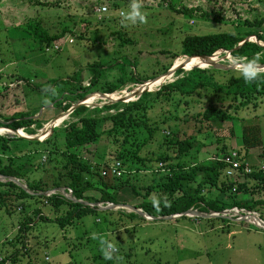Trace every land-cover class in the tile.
I'll list each match as a JSON object with an SVG mask.
<instances>
[{
    "label": "rangeland",
    "instance_id": "374dc122",
    "mask_svg": "<svg viewBox=\"0 0 264 264\" xmlns=\"http://www.w3.org/2000/svg\"><path fill=\"white\" fill-rule=\"evenodd\" d=\"M40 1L44 4L35 3L36 0L0 1V117L11 116L20 110H34L32 108L35 107V110L39 108L43 111V121L48 119L51 121L57 114L66 111L51 104L52 97L58 96L59 91L66 89L61 85L56 88L52 84L54 79H68L74 72L82 69V82L83 85H87L91 75L86 70V66L99 60L107 63L106 67H110L108 71L111 72H108L102 80V84L106 85L117 77L112 70H121L118 63L114 64L120 58L134 62L137 67L135 73L141 74L142 77L158 76L165 72L163 67L166 64L173 66L175 63L185 61L186 57L180 54L182 40L186 35L226 31L244 33L253 28L247 23H242L244 19L253 20L257 15L264 16V4L257 0L245 3L234 0H177L171 4L160 3L159 0H141L145 22L123 27L120 24V16L121 12L127 10L129 0H125L121 8L111 5L115 0H57L54 5L48 4L47 0ZM96 3L108 8L102 20L96 18L95 7L99 6L95 5ZM183 5L197 8L198 15L205 11H214L217 17L237 20L233 24L214 20L216 17L211 21L202 19L198 15L188 17L176 10ZM35 20L41 21L49 33L60 32L64 26L71 29V32L57 41L62 44L59 50H55L52 46L49 47L50 50L43 52L34 45L32 34L27 31V22ZM119 31L122 33L121 37L115 34ZM81 33H84V38H79ZM122 38H127L129 41H123ZM170 52L179 55L172 57ZM213 57L216 58L214 63L222 65L218 69L239 72L231 66L241 60L232 57L229 52L220 50ZM196 61L197 59L190 58L189 62H186V67L190 68L191 62ZM202 67L212 66L204 64ZM25 72L29 75L24 74ZM258 72H264V66H258ZM175 79L174 75L165 80L160 79L149 88L147 83L141 85L129 83L111 94V97L119 99L127 96L125 103L130 102L142 94L134 95L136 88L144 86L139 89V93L145 89L156 91L164 83ZM217 79L225 80V77L218 73ZM29 81L30 84L36 85L40 92L30 91ZM49 86L50 89L55 86V95L49 94V90L46 89ZM101 93L102 91H97V94L86 98L88 107H100L118 102L102 99ZM229 101L230 99L223 94L205 89L191 98L188 108L183 105L181 110L195 115L210 103L227 105ZM253 101L257 105H253L254 102L249 103L239 111V118L248 119L249 123L259 124L261 128L263 145L251 149L245 160V163L252 166L254 163L264 164V97ZM111 113L114 111L112 110ZM62 116L57 119L60 121L57 122V127H62L71 120L70 114ZM188 117L182 116L180 127L183 132L197 136L198 141L204 145L198 154L200 161H212L216 153H222L221 149L224 146L226 151H237L241 145L240 121H227L223 126L224 130H198L199 127L193 125V116L190 121H183ZM50 124L43 123L41 128L33 126L36 129L35 135L48 138L46 130L50 128ZM165 127L166 125L163 124L162 128ZM20 133L25 136H35L27 134L23 129H20ZM0 134L8 137L16 135L7 128H0ZM57 142H59L57 144L59 150H56L58 153L55 158L58 157L60 163H64L63 158L60 157L61 149H65L63 139L59 138ZM102 148L104 147L101 145V147L92 146L78 150L79 155L87 158L86 161L89 158L95 164L102 162L101 155L104 153ZM86 149L97 150L100 156L92 159L87 155ZM163 150H166V146L162 135H155L154 140L144 145L139 154L153 158V162H147L146 165H155L156 154ZM39 155L37 154L35 159L27 160L23 156L13 161L15 164L34 162L43 165V168L36 171L32 177L41 178L46 186L60 181V164L57 167L47 165L46 154L43 153L41 158ZM108 159H111L110 155ZM113 162L114 160H110V165ZM8 163L9 158L1 154L0 165ZM126 168L124 166L123 171ZM143 174H138L137 179L133 180L137 185L150 184L148 179L143 180L141 176ZM201 174L200 172L197 174L199 180ZM85 176L90 178L87 174ZM150 176L155 178L159 175L157 172H152ZM240 178L242 179L243 176ZM228 179L231 180L230 177ZM22 184L25 185V181H22ZM203 193L208 199L215 197L206 189ZM90 194L100 196L98 190H91L88 192V195ZM162 196L163 194L154 190L149 198L144 199L135 196L128 187H124L118 196L122 204L111 206L110 203L106 205L98 203V208L102 211L74 217L73 222L68 223L65 228L56 220L65 215L67 206L57 208L40 199L37 202L30 200L24 212H20L21 207L15 202V205L9 208L11 212H7L6 206L0 204V261L16 253V261H8L6 264H264V228L252 224L255 222L251 217L249 220L243 219L247 212L242 216L229 211L223 213L226 216H214V213V215L200 214L197 211L194 214H185L183 217L179 214L175 215V218L163 220H151L146 215L142 216L144 219H138L129 215L132 212L130 207L137 208L143 201H158ZM245 196L249 197L250 194ZM36 207L40 208L47 220L38 219L26 233L20 232V225L26 218L32 216L33 208ZM14 208L17 210L13 211ZM137 209L142 211L141 208ZM192 210L196 211V209ZM261 210L264 212V209ZM101 239L112 242L117 249L110 259H106L101 251Z\"/></svg>",
    "mask_w": 264,
    "mask_h": 264
},
{
    "label": "trees",
    "instance_id": "16d2710c",
    "mask_svg": "<svg viewBox=\"0 0 264 264\" xmlns=\"http://www.w3.org/2000/svg\"><path fill=\"white\" fill-rule=\"evenodd\" d=\"M159 1L164 4L177 2V0ZM249 1L234 0V2L240 3ZM257 1L264 4V0ZM56 2L57 0H47L50 5H54ZM35 3L44 4L40 0H36ZM99 4L96 3L95 5ZM123 4H125V0H115L111 3L112 6H116L115 8H121ZM176 10L183 12L188 17L198 15L195 7L188 8L183 5ZM198 16L208 21L216 17L214 20L224 23L232 22L233 24L237 20L217 17L214 11H205ZM242 23L253 26L252 30L244 33L226 31L186 35L182 40L180 55L191 56V59L196 60L201 59L200 55L212 56L217 51L222 50L230 51V55L236 59L254 61L256 64L264 65V46L257 42L247 41L237 48L247 37H253L254 40L264 43V16L257 15L253 20L244 19ZM27 28V31L32 34L34 45L43 52L50 50L49 47L53 46L54 41L71 32V29L64 26L60 32L49 33L39 20L27 22ZM83 34H79V38H84ZM115 34L119 37L122 36L120 31ZM122 39L129 41L127 38ZM170 55L177 57L179 54L170 52ZM117 63L121 70H112L117 74V77L106 85L102 84V80L108 72H111L108 71L110 67H106L105 65L108 64L99 60L86 66V70L91 75L87 85H83L82 82V69L74 72L68 79L52 80V84L56 88L61 85L66 89L59 91L57 96L54 93L55 86L51 89L50 86L47 87L49 94L56 96L52 97L51 104L53 107L57 105L63 110H68L85 96L95 94L97 91L113 94L129 83L144 84L156 77H142L141 74L135 73L137 67L131 60L120 58L114 64ZM171 67L172 64H166L163 71L166 72ZM218 73L224 76L225 80L217 79ZM24 74L29 75L27 72ZM174 76L176 77L175 80L164 83L156 91L144 92L136 100L130 102L118 101L93 108L80 106L70 114V121L62 127H55L51 135L42 141L17 135L8 137L0 134V155L3 154L9 158L8 164L0 165V177L4 179L3 181L0 180V204L6 206L7 212H11L9 208L15 205V202L16 205H20V212H24L30 200L37 202L40 199L57 208L67 206L65 215L56 220L65 228L68 223L73 222L74 217L102 211L96 205L98 203L104 205L108 203L122 204L118 196L124 187H128L135 196H141L144 199L149 198L154 190L163 194L155 206L153 202L143 201L137 207L141 208L148 216L164 217L180 214V217H183L185 216L183 213L189 209H196L200 214L214 213V216H221L227 210L237 208L253 212L257 214L260 220L264 221V212L261 210L264 209V168L262 167L264 164L252 166L247 163L251 171L246 172L243 164L232 169L230 163L226 161L228 158L245 163L249 151L263 145L260 125L249 123L248 119L239 118V111L247 107L249 103H253V100L264 97V72H259L254 81L247 83L240 72L225 71L214 67L194 68L189 71L180 69ZM35 86L30 84L29 90L40 92V89ZM205 89L223 94L230 101L227 105L210 103L203 111H199L195 115L181 110L183 105L188 108L191 104V98ZM253 105H257V103L254 102ZM41 106L43 107V105ZM32 109L34 110H20L11 116L0 117V128L23 129L27 134L35 135L36 129L33 126L41 128L43 123L50 120L43 121V111L38 115L39 108L35 110L33 107ZM112 110L114 113H111ZM182 116H189L183 120L185 122L190 121L193 116V125L198 126V130H224L223 126L227 121L238 120L242 123L241 145L237 151H226L224 146L221 149L222 153H216L212 161H200L198 154L204 145L198 141L197 136L183 132L180 127ZM245 120L247 122H244ZM163 124L166 125L165 129L162 128ZM155 135H162L166 150L156 154L155 165H146L147 162H153V158L143 157L139 151L148 142H152ZM59 138L63 139L62 143L65 148L61 149L60 152V157L63 158L62 162L64 163H60L58 157L55 158L56 153H58L56 150H59L57 146ZM101 145L104 147L102 148L104 153L101 155L103 159L100 163L95 162L94 164L89 158L86 161L87 158L79 155V148L85 149L92 146L96 148L101 147ZM109 147L113 149H107ZM86 150L87 155L92 159L100 156L97 150ZM43 153L48 157L47 165L57 167L60 164L59 175L61 180L53 182L50 186H46L41 178L32 177L36 171L43 168V165L34 162L15 164L13 161L23 156L27 160L35 159L37 154H40L39 158H41ZM108 155L111 157L110 160H114L115 163L110 165ZM116 163L119 164L118 168L121 171L119 176L112 172ZM124 166L127 167L125 171H123ZM229 170L233 171V175L228 174ZM152 172H157L159 176L151 178ZM199 172L202 173L200 180L197 176ZM141 173H144L141 175L143 180L148 179L150 184L140 186L133 181ZM85 174L90 178H87ZM240 176H243L244 181ZM223 177L225 179H222ZM229 177L231 180L228 179ZM11 178H15L21 183L25 181L26 189L10 180ZM60 187L72 189L73 197L77 201L66 199L59 193L49 197L43 194ZM205 189L215 197L208 199V196L203 193ZM91 190H98L100 196L88 195ZM243 194H250V196L244 197ZM240 195L243 197H239ZM78 200L86 201L89 204L84 205ZM90 204L95 205L91 206ZM15 210L17 209L14 208L13 211ZM129 215L144 219L134 211ZM38 219L47 220L40 208L36 207L33 208L32 216L26 218L25 222L20 225V232L26 233ZM16 256V253H13L0 261V264H6L8 261L15 262Z\"/></svg>",
    "mask_w": 264,
    "mask_h": 264
},
{
    "label": "water",
    "instance_id": "95a60500",
    "mask_svg": "<svg viewBox=\"0 0 264 264\" xmlns=\"http://www.w3.org/2000/svg\"><path fill=\"white\" fill-rule=\"evenodd\" d=\"M247 41H252V42H257L259 45H261V46H264V43H260L259 41H256V40H254V38L253 37H247L243 42H241L239 45H238V47L237 48H239V47H241L245 42H247ZM226 52H229L230 53V51H226ZM217 53V52H216ZM216 53H214V54H216ZM213 54V55H214ZM212 55V56H213ZM200 58H210L211 56H204V55H200L199 56ZM190 58H191V56H186V59H185V61L184 62H182V63H175L169 70H167L165 73H163V74H160V75H158V76H156L155 78H153V79H150V80H148V81H146V83L148 84V86H147V88H149L152 84H154L155 82H157V81H159L160 79H167V78H170L171 76H173L178 70H180V69H183V70H185V71H189V70H191V69H194V68H204V67H201V66H196V67H192V68H187L186 67V65H187V63L186 62H189V60H190ZM240 60H244V59H240ZM245 62H247L246 60H244ZM257 66H264V65H260V64H256ZM209 66H212V67H214V68H218V67H221L222 65L220 64H217V63H213V62H211L210 64H209ZM231 67H234V66H231ZM226 70V69H225ZM141 85V84H140ZM149 89H145V90H142V92H140L139 93V88H136L135 90H134V92H133V94L134 95H140L141 93H144V92H147ZM95 94H97V93H95ZM91 95H94V94H90V95H87V96H85L83 99H81V100H79L78 101V103H76V104H74L73 106H71L68 110H66L65 112H62V113H60V114H57V116L56 117H54L51 121H49V123H51L50 124V128L49 129H47L46 131H48V135L47 136H50L51 135V133L53 132V130H54V128L55 127H57V119L58 118H60V116H64V115H69V114H71L76 108H78V107H80V106H88L89 105V103H87V101H86V98L87 97H90ZM142 95V94H141ZM140 95V96H141ZM100 96H102V99H110V100H112L111 102H116V101H126V99L128 98L127 96H125V97H123V98H119V99H117V98H115V97H111V94H106V93H101V95ZM139 96V97H140ZM136 100V99H135ZM91 104V103H90ZM41 112L42 111H40L39 112V114L38 115H40L41 114ZM62 116V117H63ZM65 117V116H64ZM11 131L13 132V133H15L17 136H20V137H23V138H27V139H33V140H40V141H42V140H44L45 138H42V137H40V136H38V135H35V136H25V135H23V134H21L20 133V130L18 129V130H13V129H11ZM10 180H13L14 182H16L18 185H20L21 187H23L24 189H26V186L25 185H23L19 180H17V179H15V178H11ZM65 187H60V188H58V189H64ZM45 196L47 195V192H44L43 193ZM74 201H77L76 199H73ZM78 202H80V203H82V204H84V205H87V204H89V203H87L86 201H82V200H78ZM91 206H94L95 204H90ZM97 205V204H96ZM98 206V205H97ZM111 206H114V204H111ZM107 208H109V207H107ZM131 209H132V211H134V212H136V213H138L139 215H141V216H143V215H146V217L148 218V219H151V220H156V219H159V220H163V219H171V218H175V215H169V216H164V217H153V216H148L147 214H145L143 211H140L139 209H137L136 207H130ZM194 213H197V211H194V210H192V209H189L188 211H186L185 213H183V214H194ZM145 217V216H144ZM150 217V218H149ZM146 218V219H147ZM258 220H260L259 218H258ZM264 228V227H263Z\"/></svg>",
    "mask_w": 264,
    "mask_h": 264
},
{
    "label": "clouds",
    "instance_id": "9594fccd",
    "mask_svg": "<svg viewBox=\"0 0 264 264\" xmlns=\"http://www.w3.org/2000/svg\"><path fill=\"white\" fill-rule=\"evenodd\" d=\"M145 15L142 12L141 0H129L127 10L123 11L120 16V24L123 27L128 25H136L137 23L145 22ZM234 67L240 72L244 81L251 82L254 81L258 75V66L254 61H239L234 63ZM157 201H153L154 206ZM95 238V237H94ZM101 251L106 259H110L112 254L117 251L114 244L107 240H100Z\"/></svg>",
    "mask_w": 264,
    "mask_h": 264
},
{
    "label": "built area",
    "instance_id": "2783aa9c",
    "mask_svg": "<svg viewBox=\"0 0 264 264\" xmlns=\"http://www.w3.org/2000/svg\"><path fill=\"white\" fill-rule=\"evenodd\" d=\"M95 8H96L95 9V14H96L98 19H102L104 17V15L108 12V8L106 6H104V5L103 6L99 5V6H96ZM57 41L53 44V48L55 50H59L61 48V46H62V44L60 42L58 43ZM226 161L228 163H230L232 169H235V168L239 167L241 164H243L244 165V169H245L246 172H250L251 171V168L249 167V165L247 163H241L239 160H235V159L231 160V159H228V158H226ZM115 165L113 166L112 172L114 174H116L117 176H119V175H121V171L118 168L119 164L116 163ZM262 167L264 168V165ZM228 174L229 175H233V171L229 170ZM55 193L61 194L66 199H71V200L75 199L73 197L72 189L67 188V187H65L64 189H53V190H51V191H49L47 193V196L54 195ZM226 212H228V210ZM229 212L234 213V214H236L238 216H242V214L244 212H247V211L239 210L237 208H234V209H230ZM250 217L255 222V223H253L254 225H257L258 227H261V228L264 227V221L258 220L257 214L255 215V213H253V212H247L246 216L243 217V219H248L249 220Z\"/></svg>",
    "mask_w": 264,
    "mask_h": 264
},
{
    "label": "bare ground",
    "instance_id": "6f19581e",
    "mask_svg": "<svg viewBox=\"0 0 264 264\" xmlns=\"http://www.w3.org/2000/svg\"><path fill=\"white\" fill-rule=\"evenodd\" d=\"M216 58L211 56L210 58H201V59H197V61L195 63L190 64V68L192 67H196V66H203L204 64L209 65L211 62H213ZM180 61V60H179ZM214 63V62H213ZM165 80V79H164ZM162 81V80H161ZM164 82V81H163ZM144 86H141L139 89H142ZM60 122V121H57ZM56 122V123H57ZM49 127V126H48Z\"/></svg>",
    "mask_w": 264,
    "mask_h": 264
},
{
    "label": "crops",
    "instance_id": "0c3cea01",
    "mask_svg": "<svg viewBox=\"0 0 264 264\" xmlns=\"http://www.w3.org/2000/svg\"><path fill=\"white\" fill-rule=\"evenodd\" d=\"M255 160H256V159H255ZM256 165H258V164H256V163L253 164V166H256Z\"/></svg>",
    "mask_w": 264,
    "mask_h": 264
}]
</instances>
